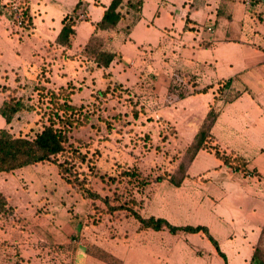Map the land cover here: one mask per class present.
<instances>
[{
	"label": "crops",
	"instance_id": "crops-1",
	"mask_svg": "<svg viewBox=\"0 0 264 264\" xmlns=\"http://www.w3.org/2000/svg\"><path fill=\"white\" fill-rule=\"evenodd\" d=\"M27 1L31 18L27 30L12 26L9 14L0 4V108L10 98L24 104L32 102L38 85L58 89L71 84L75 89L71 100L77 106L89 105L94 95L101 98L98 94L107 85H118L123 96L132 98L138 108L149 113L147 119L154 118L153 122L141 121L146 128L163 126L169 131L167 143L187 147L213 114L209 129L211 146L243 159L246 175L223 165L213 151L204 149L193 157L178 187L165 182L151 183L141 190L133 188L132 194L142 218L163 219L174 227L204 226L225 254L227 264L230 257L231 264H250L253 246L264 224V0H141L137 11L124 8L123 18L107 31H96L95 25L112 0ZM77 4L80 6L74 12ZM68 15L77 20L71 45L66 48L57 39ZM93 36L102 39V48L115 54L106 68L97 67L84 52ZM180 86L185 90L182 97L174 94ZM26 113H30L29 121L23 126H29V132L36 119L33 112ZM21 116L19 112L6 124L0 114V130L10 129L13 134L14 119ZM184 128L191 129L186 138ZM149 138H154L153 134ZM102 153V170L119 164L135 166L143 175H151L141 166L143 160L152 157L148 156L150 153L146 157L136 153ZM44 164L53 166L62 181L54 165ZM44 164L0 173V193L10 206L17 204L10 190L23 183L32 190L38 184L30 178L15 182L16 174ZM195 178H208L226 191L240 188L248 192L246 216L236 210L235 222L225 218L214 233L208 224L192 223L190 199L184 192L190 189L185 182ZM61 188L65 198H52L49 193L45 197L49 210L43 215L54 214L56 219L59 213L63 218L54 222L67 235L60 238L61 242L55 235L47 234L46 239L74 245L71 264H106L88 253L93 246L121 264H207L192 257L202 248L207 249L204 235L201 241L200 233L138 230L139 223L123 213L118 218L102 217L109 225L118 221L123 231H105L81 239L82 235L77 233L88 228L90 209L101 202L82 199L66 184ZM230 235H234L231 256L220 247L221 241ZM192 238L198 241L191 242ZM208 255L217 264H224L213 246Z\"/></svg>",
	"mask_w": 264,
	"mask_h": 264
},
{
	"label": "trees",
	"instance_id": "trees-1",
	"mask_svg": "<svg viewBox=\"0 0 264 264\" xmlns=\"http://www.w3.org/2000/svg\"><path fill=\"white\" fill-rule=\"evenodd\" d=\"M140 5L141 0L137 2L127 0L125 4L123 0H112L105 9L101 21L95 25L96 31H107L115 28L124 16L122 12L124 8L137 11ZM4 6L10 12L9 3H5ZM18 6L22 17L21 28L27 30L31 27L28 1L19 0ZM79 6V4L76 5L74 12ZM76 20L77 18L71 15L64 17L63 26L57 39L59 45L66 48L70 47ZM93 42L95 43L93 44ZM102 46V39L98 36H93L84 52L93 59L97 67L106 68L114 59L115 54L105 50ZM45 82L48 81L45 80ZM35 90L36 98L29 106L10 98L0 108V114L5 119L6 124H10L15 115L23 111L33 112L36 119L35 127L23 135L15 136L10 132V129L0 130V173H10L36 164L48 163L54 165L59 178L82 199L101 202V206L93 204V208H98L99 216L110 215L118 218L123 213L139 223L138 230L160 231L166 229L172 234L178 231L190 234L200 233L211 243L217 254L223 259L224 264H227L225 254L220 250L217 241L209 234L206 227H174L163 219L141 217L139 205L133 197L132 189L141 190L151 184L150 175H143L135 166L126 167L119 164H115L107 170H102L99 163L103 153L97 146L96 141L94 139L88 141L79 138L73 139V132L85 126L92 128L89 119L91 117L89 114L92 112L89 109L90 105L77 106L72 103L71 97L75 90L74 86L68 84L66 87L58 89H47L43 85H38ZM218 90L221 91V88H218ZM121 91L118 85H113L112 87L107 85L104 91H101L98 95L106 99L108 94L117 96V93ZM94 98L102 100L96 95L93 96ZM128 99L133 102L131 112L135 120L139 118L140 114L144 115L146 113L143 107L138 108V103L134 102V100L132 101V98ZM43 100L46 105L43 112H41L39 101L41 103ZM39 112H41V115H38ZM213 117V114L208 116L193 142L188 146V148L192 149V153L185 167L180 164L174 173L165 171L167 174H171V176L166 177L170 184L174 186L181 184L186 177V170L193 157L199 150L204 149L213 151L216 159L228 168L242 173L246 171V162L243 159L228 156L218 151L216 147L211 146L212 141L209 129ZM106 129L109 132L112 131L113 127L110 121H106ZM145 137L147 138L148 136L145 135ZM103 140L106 139H98L100 143ZM177 172L180 174V178L176 181L174 177ZM163 178L164 176L157 177L155 182H160ZM98 185H100V191L104 192L103 195L96 189ZM6 206V198L0 193V211H5ZM67 246L71 250L74 249V245L69 244ZM88 253L106 264H121L119 260L96 246L91 247ZM250 264H264V262L259 261L255 253H253Z\"/></svg>",
	"mask_w": 264,
	"mask_h": 264
},
{
	"label": "rangeland",
	"instance_id": "rangeland-1",
	"mask_svg": "<svg viewBox=\"0 0 264 264\" xmlns=\"http://www.w3.org/2000/svg\"><path fill=\"white\" fill-rule=\"evenodd\" d=\"M9 2L10 0L5 1V3ZM5 3L3 1L1 5L5 7ZM4 12L9 14L12 21V12H9L8 8H5ZM172 90L174 91V88ZM184 92V88L180 86L174 94L182 97ZM30 103H25V105L29 106ZM39 105L40 109H42L41 112H43L46 102L43 100L40 103L39 101ZM89 105L90 111L92 110L91 114H89V116L91 115L89 119L92 128L85 126L73 132V139L79 138L85 141L94 139L97 146L102 151H105V153H136V155L142 157H146L150 153L148 156L152 155V157H147L142 162L145 166L141 164L143 168L146 167L151 173L150 183L156 184L155 179L163 176L164 178L160 182L170 183L166 177L171 176V174H167L165 170L170 169L168 170L169 173H174L178 165L181 164V166L185 167L188 163L192 149L176 142L167 143L169 131L168 129H164L163 126L162 128L160 126L146 128V124L141 121H154L152 117L146 118L149 113L139 115V118L135 120L131 112L133 102H130L128 97L117 93V96L109 95L104 101L94 98L89 102ZM41 112L38 115H41ZM175 113L178 112L176 111ZM29 114L24 111L22 112V118L14 119V128L12 130H14L13 134L15 136L27 133L29 126L23 125L26 120L29 121ZM106 121H110L113 127L111 132L106 129ZM186 122H183L184 126ZM160 123L162 124V122ZM183 130H185V138L190 136L191 129L184 128ZM147 134L149 136L144 138ZM152 134L154 138H149ZM102 138L106 140L100 143L98 139ZM167 163L171 167L166 166ZM173 167L174 169H172ZM23 172L25 173L21 175L16 174L15 182L22 183L27 181V178H30L34 182H38V184L32 186V190H29L23 183L24 185L22 184L9 191L17 204L16 206H10L7 203L5 211H0V264H71L72 250L68 248L67 243L58 244L56 242H49L46 239L48 238L47 234L55 235L58 241L67 235V231H64L60 224L54 222V220L60 221V217L62 216L58 213L56 219H54V214L52 216L43 215L44 212L49 210L45 197H48L49 193H51L52 198L60 197V195H63L62 198H65V192L61 191V187L65 184L58 180L55 168L50 165L44 164L29 167L24 169ZM28 172L32 173L30 177L26 176ZM245 172L244 175H246ZM174 178L177 181L180 178V174L177 172ZM185 183L190 184V189L188 188L184 193L190 199V221L192 223L201 222L208 224L210 232L214 233V228H217L218 223L221 224V221L223 222L225 218H231L232 222H235L233 213L236 210L239 209L240 215L243 212L246 216L247 211L245 209L248 205L247 202H249V193L245 190L238 188L226 191L222 189L221 184L213 183L208 178H195L187 180ZM96 189L100 191V185L96 186ZM100 194L103 195L104 192L100 191ZM49 200L51 201L50 198ZM96 204H99V201H96ZM99 205L101 206V204ZM55 210V208L52 209V211ZM99 215L98 208L90 209V214L87 216L90 217V220L88 219V224L86 225L88 228L84 229L81 233H77L82 235L81 239L84 237L88 238V235L93 237L92 234L95 237L105 231L110 233L123 231L120 228L121 226L118 225V221L113 225H109V223L104 221L105 217L102 218L104 215ZM233 238L234 235H230L226 241H221V249L226 251L229 256H231L230 246H233L231 245ZM203 240L204 236L201 235V241ZM197 241V239L192 238L191 242ZM207 243L206 250L201 247L202 249L199 252L197 251L192 257L196 260L200 258L207 264H217L208 255L209 249L212 246L208 241ZM253 253H255L259 261L264 262V224L261 227L260 236L253 246ZM231 262L232 259L230 257L229 263L231 264Z\"/></svg>",
	"mask_w": 264,
	"mask_h": 264
},
{
	"label": "built area",
	"instance_id": "built-area-1",
	"mask_svg": "<svg viewBox=\"0 0 264 264\" xmlns=\"http://www.w3.org/2000/svg\"><path fill=\"white\" fill-rule=\"evenodd\" d=\"M18 3H19V0H10L9 8H10V11L12 12V21H11L12 26L21 28L22 27V17H21V12H20Z\"/></svg>",
	"mask_w": 264,
	"mask_h": 264
}]
</instances>
